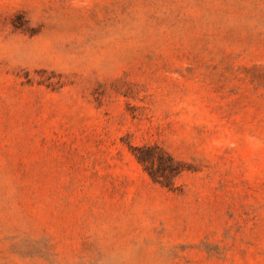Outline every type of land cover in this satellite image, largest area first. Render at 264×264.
<instances>
[{"label":"rangeland","instance_id":"374dc122","mask_svg":"<svg viewBox=\"0 0 264 264\" xmlns=\"http://www.w3.org/2000/svg\"><path fill=\"white\" fill-rule=\"evenodd\" d=\"M0 264H264V0H0Z\"/></svg>","mask_w":264,"mask_h":264}]
</instances>
